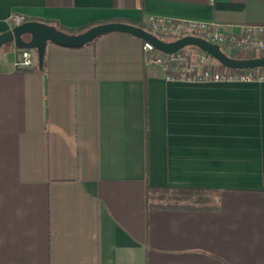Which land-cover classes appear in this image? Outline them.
<instances>
[{
	"label": "crops",
	"instance_id": "1",
	"mask_svg": "<svg viewBox=\"0 0 264 264\" xmlns=\"http://www.w3.org/2000/svg\"><path fill=\"white\" fill-rule=\"evenodd\" d=\"M14 15L228 34L264 25V0H0V34ZM142 44H47L21 69L0 48V264H264V83H168Z\"/></svg>",
	"mask_w": 264,
	"mask_h": 264
},
{
	"label": "built area",
	"instance_id": "2",
	"mask_svg": "<svg viewBox=\"0 0 264 264\" xmlns=\"http://www.w3.org/2000/svg\"><path fill=\"white\" fill-rule=\"evenodd\" d=\"M13 27L26 22L20 15L11 16ZM147 32L162 41L196 36L218 45L221 50L232 49L255 54L264 58V25H244L238 33H225L214 22L173 20L150 16ZM31 50H20L15 61L16 68L32 66ZM145 66H159L163 79L168 83L216 84V83H264V67L253 69H230L222 66L209 55L195 48H185L174 54H163L148 42L142 44ZM252 57V56H251Z\"/></svg>",
	"mask_w": 264,
	"mask_h": 264
},
{
	"label": "water",
	"instance_id": "3",
	"mask_svg": "<svg viewBox=\"0 0 264 264\" xmlns=\"http://www.w3.org/2000/svg\"><path fill=\"white\" fill-rule=\"evenodd\" d=\"M110 33H124L134 36L143 42H148L163 54H174L185 48H195L209 55L216 62L230 69L263 68L264 58L235 59L226 55L218 45L207 40L186 36L173 41H162L149 34L145 29L120 22H111L93 26L78 35H67L55 28L38 21H27L12 27L0 34V48L13 44L19 50H34L38 65L41 68L47 44H54L64 48L78 49L93 43L98 38Z\"/></svg>",
	"mask_w": 264,
	"mask_h": 264
},
{
	"label": "trees",
	"instance_id": "4",
	"mask_svg": "<svg viewBox=\"0 0 264 264\" xmlns=\"http://www.w3.org/2000/svg\"><path fill=\"white\" fill-rule=\"evenodd\" d=\"M120 23L131 24V23H128V22H122V21H121ZM47 25H49V24H47ZM131 25H135V26H138V27H141V28L147 30V28L144 27V26H142V25H137V24H131ZM49 26H51V25H49ZM51 27H53V28H55L56 30H58L59 32H62V33L67 34V35H78V34L84 32V31H86L87 29L91 28L92 26H86V27H83L82 29H78V30H65V31H67V32L62 31V30L56 28L55 26H51ZM169 41H171V39H170ZM206 206H207V205H206Z\"/></svg>",
	"mask_w": 264,
	"mask_h": 264
},
{
	"label": "rangeland",
	"instance_id": "5",
	"mask_svg": "<svg viewBox=\"0 0 264 264\" xmlns=\"http://www.w3.org/2000/svg\"><path fill=\"white\" fill-rule=\"evenodd\" d=\"M226 55H229V54H231V51H229V50H222ZM32 54H35L36 55V52L34 51V50H32V53H31V55ZM253 55H255V54H253Z\"/></svg>",
	"mask_w": 264,
	"mask_h": 264
}]
</instances>
